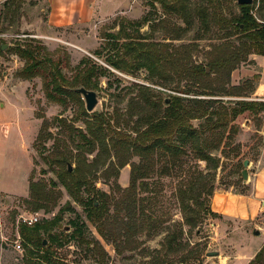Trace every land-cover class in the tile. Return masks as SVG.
<instances>
[{"label": "rangeland", "instance_id": "rangeland-1", "mask_svg": "<svg viewBox=\"0 0 264 264\" xmlns=\"http://www.w3.org/2000/svg\"><path fill=\"white\" fill-rule=\"evenodd\" d=\"M5 1L7 0H0V45L5 46L0 54V104L2 105L0 107V136L1 140H4V137L8 138V142L3 141L0 146V164L5 162L4 165L7 166L12 161L21 163L22 168L25 167L23 147L26 146L32 164L29 182L32 180L37 184L36 189L47 194L50 203L46 204V209L36 210V204L39 202L30 198L29 188L25 197L0 196L2 203L0 224L4 237L8 239L5 243L0 240V264H30L29 261L32 264H155V259L160 257V254H156L155 251L161 250L162 257L166 252L163 246L166 234L176 231L173 226L174 222L183 221L177 191L188 189L192 184L195 190L193 195H196L200 187L196 182L200 172L206 173L205 164L196 162L193 159V153L188 150L187 155L181 158L180 163H183L181 166H169L166 170H161L162 165L157 163L154 168L156 172L150 174L146 180L148 191L144 192L137 188L133 192H127L130 165L120 168L116 178L107 177L109 173V170L106 171L107 164L100 169L91 167L96 153L77 157L78 153L74 149V144H77L78 139H69L67 132H58V129L52 126L48 130L52 137L46 141H36L43 120L51 122L52 118L61 117L70 121L71 118L78 116L77 121L72 124L75 128L83 129V120L89 118L81 115L78 104L74 102L61 106L47 100L40 77L31 80H22L17 77V73L24 66V61L15 53L6 51L23 47L30 41L37 42L61 61L62 72L69 78L75 74L74 67L82 58H90L96 64L106 68L110 75L107 78H101L99 89L93 90L96 93L97 105L91 113L86 112L81 96L83 110L92 114L93 112H112L116 108L122 109L125 103L117 105L111 98V94L120 91L127 97L134 96L137 94L136 85L151 88L160 98H166L169 93H172L168 88L180 87L190 88L194 92L200 91L188 80H179V75L169 70L167 73L173 76V81L167 83L164 88L157 85L161 81L157 79L151 81L144 69L134 74H124L109 67L104 61L103 51L100 57L95 52L103 47V34L117 31L121 20L139 21L147 15L150 26L154 28L150 33L149 41L158 45H166L164 49L167 53L173 54L183 64L206 65L208 61L224 53V44L237 45L240 35L224 38V35H220L224 32L216 33V29L209 33L198 32L199 22L195 19L192 31L180 40H170V34L169 36L165 34L173 28H184L185 25L179 17L163 13L155 0H131L129 8L122 10L121 13L109 15L106 18L95 15L87 24L48 30L45 25L47 5L43 0H17L20 4L17 7L16 18L11 15L3 21L1 18H3ZM211 1H213L212 7H215L216 11L226 18L239 12L236 8V0ZM258 1L253 0L251 4L255 3L252 10L255 17H258ZM189 2L202 3L210 11L213 9L208 0H189ZM17 5V3L14 4V7ZM261 13L264 14V9ZM162 21L164 23H161ZM150 30L152 28L146 24L140 29V34L149 33ZM197 36L200 37L197 38ZM161 48L158 46V49ZM208 73L211 74V79L216 80L214 86L222 87L232 93L236 91L230 90V87L239 86L242 94L255 89L254 94L248 100L264 102V91L261 86L264 83V57L249 55L245 63H241L231 72L228 84H226V76L223 72L217 73L215 70H209ZM254 75L259 76L256 83L253 82ZM108 82L112 84L111 88L108 87ZM198 98L209 99L205 96ZM212 98L223 102L246 100L236 97ZM260 116V122L251 120L249 123H244L242 119L235 121L238 134L225 150L227 159H224L220 153L224 141L220 149L211 151L212 155L220 157L221 162L223 161V166L216 171V176L213 177L214 180L211 175L213 173L202 179L207 182L206 185L209 188L214 187V193L220 191L241 193L246 189L252 191L253 174L261 166L263 153L260 137H263L264 115ZM59 152L66 158H70L67 164L71 166L72 171L78 167L95 190L107 195V203L99 224L105 238L99 235L95 224L86 220L84 206L69 198L61 186L56 172L68 166L56 163V158L60 156ZM236 155L249 161L248 178L242 184L237 183V177L234 174ZM81 159L84 163L78 161ZM104 160L102 156L96 162L100 165ZM130 162L138 163L139 159L133 157ZM116 186H119V189H116ZM81 195L85 201L87 195L83 192ZM193 195L191 199L185 197V203L192 207L196 204V198ZM210 199L211 196L203 192L197 202H202L208 207ZM51 200H55V204ZM61 209L65 210L60 213ZM34 213H37L40 218L37 224H45L57 215L61 216V219L58 225L48 233L39 232L45 245L43 249L38 252L32 251L34 255H30L23 242L21 251H17L12 242L16 235L20 236L22 225L17 222L18 216ZM128 214L135 215L137 226L128 231L126 235L121 232V225L127 221ZM149 218H152L151 223ZM75 219L85 222L88 228V238L98 242L100 246L97 249L98 255H92L84 246H78L75 241L63 242L62 247L51 243L49 237L51 235H69L73 230L71 221ZM199 220L198 235L184 234L181 239L183 246L187 243L189 245L182 254L188 251L193 254L197 251L200 253V257L191 259L188 264H247L264 241V212L252 223L228 221L222 217L214 218L206 213H203ZM184 229L186 230L185 227ZM254 230L258 232V235L253 234ZM33 248L29 246L30 250H35ZM89 248H92V245ZM46 250L49 251L46 253L47 258L51 260L49 263L37 256L44 255ZM209 252H218V255L207 256ZM103 253L106 256H103Z\"/></svg>", "mask_w": 264, "mask_h": 264}, {"label": "trees", "instance_id": "trees-1", "mask_svg": "<svg viewBox=\"0 0 264 264\" xmlns=\"http://www.w3.org/2000/svg\"><path fill=\"white\" fill-rule=\"evenodd\" d=\"M155 1L160 5L163 13L179 17L185 25L184 28L177 27L166 31L165 35L169 36L170 34V40H180L186 36L194 28L195 19H197L199 22L198 32L209 33L216 29V33L224 32L220 34L224 35V38H230L237 34L240 35L238 44H224V53L217 55L206 65L183 64L173 54L167 53V50L164 49L166 45H158L149 41L150 33L154 28L150 26V20L146 15L139 21L121 20L117 31L103 34V47L95 54L100 57L103 51L105 63L124 74H134L144 69L151 81L155 79L161 81L157 85L164 88L167 83L173 81V76L167 73L168 70L172 71L179 75V80H188L194 84L200 90L199 92H194L190 88H168L172 93H169L166 98H160L154 94L151 88L136 85L137 94L134 96L127 97L120 91L111 94V98L117 105L125 103L122 109L116 108L112 112L88 114L82 108L81 95L75 90L78 88L98 90L100 79L110 75L106 68L96 64L90 58H82L74 67L75 74L69 78L62 72L61 61L37 42L30 41L23 47L6 52L15 53L24 61V66L17 73V77L22 80L40 77L47 100L61 106H67L69 102H74L78 104L81 115L89 118L83 120V129L75 128L72 124L77 121L78 116L71 118L70 121L61 117H54L51 122L43 120L36 141L42 142L52 137L51 132H48L52 126L57 128L58 132H67L69 139H78L77 144H74V149L78 153L77 157L96 153L91 167L100 169L107 164L106 171L109 170L107 177L116 178L120 168L130 165L127 192H133L137 188L144 192L148 191L146 180L150 174L156 172L154 168L157 163L162 165L161 170H166L169 166H181L183 164L180 163L181 158L183 155H187L188 150L193 153V159L196 162L205 164L206 173L200 172L196 182L200 185L196 195H193L195 190L191 186L192 184L188 189L177 191V195L180 197L183 221L174 222L173 226L176 231L166 234L163 244L166 252L163 257L161 250L155 251L156 254H160V257L155 259V264H188L191 259L200 257V253L197 251L195 253L197 255H195L188 251L182 254L185 248L189 247L188 243L185 246L182 245L183 235H192L193 233L198 235L200 232L199 219L203 213L210 214L214 218L221 217L212 213L209 206L197 202L203 192L212 197L215 191L213 186L209 188L206 185L207 182L202 181L204 176L213 173L211 174L212 178L215 177L216 171L223 166L221 158L212 155L211 151L220 149V145L224 141L220 153L224 159H227L225 150L230 146V141L234 140L238 134L235 121L242 119L244 123H249L251 120L260 122V115H264V102L248 100L254 94L255 89L247 94H242L237 86L230 87V90L236 92H227L222 87L214 86L216 80L210 78L211 74L206 72V68L210 71L215 70L217 73L223 72L226 76V84H228L231 72L241 63H245L249 55L264 57V14L261 13L264 9V0L258 1V17L252 13L255 7L254 3L253 5L237 4L238 14H232L229 18L219 14L216 8L212 7L213 1L211 0H208L209 5L213 8L211 11L208 10V7L205 8L202 3L195 4L189 0ZM16 3L18 5L14 7ZM19 4L17 0L5 1L1 19L4 21L11 15L15 17ZM146 24L152 30L149 33L140 34V29ZM199 37L197 36V38ZM1 46L2 44L0 45V54H2ZM158 46L162 48L158 49ZM258 80L259 76L254 75L253 82L256 83ZM111 86L112 84L108 82V87L111 88ZM200 96L209 97V99L198 98ZM211 97H236L246 100L223 102L211 99ZM260 138L263 146L264 138ZM59 155L55 160L57 164L64 165L70 162V158H66L60 152ZM102 156L105 160L98 165L96 161ZM133 157H137L139 162H130ZM78 161L84 163L83 159ZM235 162L236 181L242 184L243 159L236 155ZM80 171L82 170L78 167L73 171L71 169L70 172L67 168L64 170L61 168L56 174L69 198L84 206L86 220L95 224L99 235L105 238L99 224L102 221L108 197L105 193L95 190L92 183L87 181ZM36 186L37 184L32 180L29 182V196L32 200L39 202L36 204V210L46 209V204L50 203L49 196L38 191ZM116 189H119V186H116ZM82 192L87 195L85 201L82 198ZM234 194L247 196L251 192L246 189L244 192ZM192 195L196 198L194 207L185 203L186 198L191 199ZM51 201L55 204V200ZM95 203L97 204L95 205ZM64 210L61 209L60 213ZM60 219L61 216L57 215L45 224H36L32 227L22 225L20 227V236L28 254L34 255L32 251L38 252L43 249L44 240L39 236V232L48 233L58 225ZM149 222H152V218H149ZM136 223L135 215L128 214L127 221L121 225V232L127 235L128 231L136 228ZM71 225L73 230L67 236L60 234L49 236L51 243L62 247L63 242L75 241L78 246H84L92 255H98L97 249L100 246L98 242L88 238V228L85 222L75 219L71 221ZM91 245L92 248H89ZM29 246L34 247L35 250H30ZM46 253L49 251L46 250L44 255L37 256L49 263L51 260L47 258L48 254ZM103 256L106 254L103 253ZM28 263L32 264L30 261ZM247 264H264V244Z\"/></svg>", "mask_w": 264, "mask_h": 264}, {"label": "crops", "instance_id": "crops-1", "mask_svg": "<svg viewBox=\"0 0 264 264\" xmlns=\"http://www.w3.org/2000/svg\"><path fill=\"white\" fill-rule=\"evenodd\" d=\"M43 1L47 5L45 25L48 30L66 28L77 24H87L91 22L95 15L100 18H106V16L127 10L132 3L131 0ZM261 86L264 91V83ZM1 139L0 136V146L3 141L4 143L8 142V138L6 137H4V140ZM23 149L25 167L22 168L21 163L12 161L7 166L4 165L5 162L0 164V196L25 197L27 195L32 164L28 148L24 146ZM1 208L2 203L0 202V220ZM209 208L212 213L228 221L246 223H252L264 212V145L261 166L253 174L251 194L245 196L225 191L215 192L210 199ZM1 226L0 224V235L4 237Z\"/></svg>", "mask_w": 264, "mask_h": 264}, {"label": "water", "instance_id": "water-1", "mask_svg": "<svg viewBox=\"0 0 264 264\" xmlns=\"http://www.w3.org/2000/svg\"><path fill=\"white\" fill-rule=\"evenodd\" d=\"M253 2V0H236V3L238 5H251ZM5 49V46H1V50L3 51ZM209 69L206 68V72H208ZM78 94H80L82 96V99L84 101L85 104V109L86 112L91 113L95 106L97 105V97H96V93L94 91L91 90H86L84 88H78L75 90ZM168 100H166L167 102ZM249 166V161L247 159L243 160L242 162V171H241V176L243 181L245 182L248 178L247 175V167ZM68 171H71V166L68 165L67 167ZM96 205V203H95ZM254 235H258V232L256 230L253 231ZM43 245H45V241H43ZM207 256H217L218 252H209L206 254Z\"/></svg>", "mask_w": 264, "mask_h": 264}, {"label": "built area", "instance_id": "built-area-1", "mask_svg": "<svg viewBox=\"0 0 264 264\" xmlns=\"http://www.w3.org/2000/svg\"><path fill=\"white\" fill-rule=\"evenodd\" d=\"M39 221H40V218H39L37 213L20 214L18 216V220H17L18 223H20L21 225H24L26 227H32V226L36 225L37 223H39ZM0 240L4 243L8 242V239L6 237H3L2 235H0ZM21 243H22V241H21L20 236L16 235L12 244L17 251H21V249H22Z\"/></svg>", "mask_w": 264, "mask_h": 264}]
</instances>
